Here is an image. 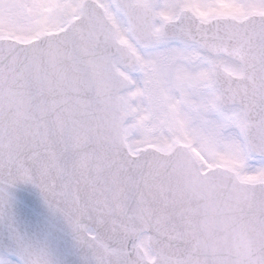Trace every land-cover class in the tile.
Instances as JSON below:
<instances>
[{
  "label": "snow or ice",
  "instance_id": "1",
  "mask_svg": "<svg viewBox=\"0 0 264 264\" xmlns=\"http://www.w3.org/2000/svg\"><path fill=\"white\" fill-rule=\"evenodd\" d=\"M0 264H264V0H0Z\"/></svg>",
  "mask_w": 264,
  "mask_h": 264
}]
</instances>
